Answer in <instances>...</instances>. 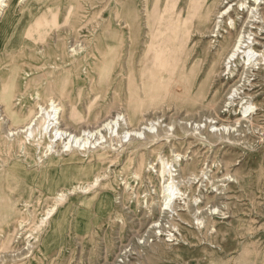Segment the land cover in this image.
Segmentation results:
<instances>
[{
    "label": "rangeland",
    "instance_id": "rangeland-1",
    "mask_svg": "<svg viewBox=\"0 0 264 264\" xmlns=\"http://www.w3.org/2000/svg\"><path fill=\"white\" fill-rule=\"evenodd\" d=\"M32 1L36 10L27 28L48 9ZM47 1L59 6L49 9L59 22L48 34L50 47L41 54L28 46L0 49V194L18 211L0 225V264H264V57L253 62L244 86L243 80L238 83L237 98L229 99L247 55L241 52L228 64L229 72L221 52L239 32L245 33L244 46L254 37L261 43L258 51H264V25L252 29L256 37L242 31L253 0L244 9L237 0L222 6L220 0H205L202 8L192 0ZM229 4L233 10L222 17L216 36L198 31L200 13H208L211 29ZM22 6L14 0L16 15ZM259 8L264 16V5ZM170 10L190 23L176 33L175 43L182 47L170 52L177 70L166 84L147 83L151 27ZM113 36L120 47L108 81L101 84L99 69ZM29 39L41 46L36 33ZM5 85H12L8 96L1 93ZM50 97L64 108L67 130L97 129L120 115L117 127H102L79 151L73 147L53 155L37 137L20 152L23 135L10 139L7 130L40 113L38 105L46 106ZM131 102L143 105L132 128L148 126L141 129L144 138L121 133ZM72 109L76 116L68 118ZM220 125L229 129L215 130ZM95 138L101 147L93 145ZM99 155L100 181L59 203L50 251L45 257L33 253L35 237L41 243L49 228L39 226L40 217L55 202L42 188L51 162L64 164L54 180L62 173L71 177L78 163H97ZM168 193L172 199L165 205Z\"/></svg>",
    "mask_w": 264,
    "mask_h": 264
},
{
    "label": "bare ground",
    "instance_id": "bare-ground-1",
    "mask_svg": "<svg viewBox=\"0 0 264 264\" xmlns=\"http://www.w3.org/2000/svg\"><path fill=\"white\" fill-rule=\"evenodd\" d=\"M257 1L258 0H253L254 5L251 6V8L249 9L246 15V18L243 22L244 27L242 30L243 32L246 31V33H250V35L254 34L255 37L257 36L255 33L256 31L253 32L252 29H262L264 25V16L261 13V10H260L261 8H259L260 5H264V0H259V2ZM13 2L14 0H0V49H6V48L20 49V48L28 46L30 48L33 47L40 54L43 53V51L44 50L46 51V49L49 48L51 45L47 41L48 34H50L51 31L53 30V26L55 24H58L59 22L55 20V17L52 13L50 15H44L45 13L47 14V11L49 10L47 9L45 10V12H43L44 13L43 17L40 16L41 18L36 20V24H34L33 26L31 25L32 27L27 28L26 22L28 21V17L34 12V10H36L35 3H33L32 0H16L18 4L23 3L20 14L16 15L13 11ZM36 2L38 3V1ZM192 2L194 5H197V6L199 5V7L201 6L202 8V6L205 3V0H192ZM229 2H231V0H228L225 3L228 4ZM223 3H224V0H220V6H222ZM237 3H240V6L243 7L242 9H244V7L245 8L250 7V6H244L245 3H248L247 0H237ZM230 5L231 4H229V6L227 5L228 7L218 12V15L215 17L216 21L214 22V25L211 29H210L209 19H207L208 13H205L204 15L203 13H200V16L197 22L198 31L200 30L201 33H204V36H207V34L208 35L211 34L212 37L216 36L219 30L218 28L221 26L220 24L222 22L221 20L222 17L228 15L233 10L232 5L231 6ZM171 10L169 11V14H168L169 16L167 14L166 16L160 15L159 18L156 19L154 26L151 27L152 31H151L149 43L147 45V53L145 56V62L148 63V67L146 68V70L148 71V76L149 74L151 76L150 81L149 80L146 81L147 83H152V82L160 83V81H162L164 82V84H166V81H169L172 78L174 71L177 70L174 63H172V61L175 62V58L171 60L169 58V56H171L170 52L171 51L173 52V50L174 52H177V50L179 51V49L182 47V44L176 45L175 43V38L177 36L176 33L177 34L178 32L179 34L183 33L186 29L189 28L188 26H190V23L187 21V18H183L179 13L175 12V10L173 12H171ZM149 21L150 19L148 18L147 24H149ZM231 22H232V27L234 28L235 21H231ZM33 33L37 34L38 39H39L38 43H41V46L37 43L34 44L30 41L29 34H33ZM213 33H215V35H213ZM244 37H245V33L242 34L241 32H239L236 40L231 44V46H229V48L223 49L225 48L223 47L221 49V52L225 54L223 64L225 65V69H227L229 72H231L232 69H231V65H228V64H231L232 62H234L237 59V57L240 56L239 54L241 52L243 53L246 52V55H247V59L241 63L242 73L240 74L239 80H237L231 87V90L228 96L229 99L237 98V96L235 97L234 94L240 90L241 86L238 83L243 80L242 86H244V81L247 79V73L251 70L254 64L253 62L262 60L264 57V51L263 50L258 51V47L261 46V43L257 41L254 37H252L253 38L252 43L250 42L251 43L250 45L248 43L246 46H244L243 44L244 40H242V38ZM111 42H112V45L103 54L102 61H101V67L99 69L100 70L99 82L101 84L103 83L105 84V82L108 81L111 75V71L113 69L112 65L115 61V54L117 53L120 47V42L118 41L117 36H113ZM241 49H243L244 51H241ZM70 51L76 52L77 50L73 47L70 49ZM174 56H175V53H174ZM259 63L260 61L255 64H259ZM213 69L214 68L212 65L211 70ZM243 75L244 77H242ZM145 78L146 77L144 75V79ZM11 88H12V85H5L1 93L5 96L6 95L8 96L11 93ZM70 89L71 88L67 90L69 91ZM47 91L48 90H44V96H49L47 95L48 93ZM142 91L144 95L148 93V89L146 88V85H144V83L142 86ZM61 92H64V91L61 90ZM238 94H240V92H238ZM242 94L244 95L247 93L242 91ZM37 97H40L39 92H37ZM38 108H40V113L31 117L22 126H16L14 128H10L7 130V137H9L10 139H14L18 137L20 134L23 135L24 139L22 140L19 139V142H18V147L20 148V152H25V147H31V144L35 142V140H37V137H40L42 141L43 140L45 141L44 147L46 148L47 151L50 150L51 153H54L53 155H58L60 152H66V151L68 152L69 150H73L72 149L73 147H78L77 151L85 149V147H87L86 146L87 143H89L88 141L90 138L94 137V135L98 132H99L98 134H100L102 127L105 128L111 125L112 123H115V120L117 121V119L119 118L118 116H120V115H116L115 117H112L110 120L103 123L101 127L98 126L99 128L97 129L91 130L87 128H84V129L81 128L79 131H76L74 129L67 130V128L63 127L64 120H65L64 108L60 106L58 101L56 102V100L53 99L52 97L48 99V103L46 106L38 105ZM127 108H128V114L126 116H127L128 121L125 122L123 119L122 122H124V124L127 123L128 126L124 125L126 127L121 128L122 129L121 133L124 134L125 136H129V138L131 137L139 138L142 136L144 138L145 131H141V129L145 130L148 126L146 128H145L146 125L144 126V128L143 127L132 128L134 121H138L143 116L142 103L141 102H131L128 104ZM243 112L245 113L247 111L244 110ZM67 115H68V118H71V116L72 117L76 116V114L73 113V109L71 111H68ZM113 125H116L117 127L116 123ZM226 129H229L227 125H220L218 127H215V130H226ZM141 134H144V135H141ZM98 139L100 140V138ZM94 143L93 145H96V144H100L101 142L97 141V139L95 138ZM40 146H41L40 143L37 142L36 147L39 148ZM101 146L102 145L100 144L99 147ZM72 159L74 160L76 159V157ZM101 160H102V155H99L97 158V163L95 164L93 163V164H90L89 166H86V165L81 166L82 163H78L76 164L75 167H73L71 177H69L68 174L66 175L65 173H62L59 177H57V179H54V180H53L54 173L59 171L58 167L64 166V164L63 165L59 164V161L54 162V163L51 162V168H49V170H47L46 172L47 178L43 179L42 188L46 190L47 192L52 193L55 196L54 197L55 202L52 205L46 207V209L44 210L43 214L40 217L39 226H45L46 224L48 225L47 227L49 228L45 234V237L41 241V243H40V239L38 238L39 236L35 237V240L33 244L31 245L32 248H34L33 253H38L41 257H45L48 254V252L51 249V245H53V243L50 242V235L53 234V231L56 230V227L58 226L57 224H58L59 218H58V215L55 216V214H56L59 203L65 197H67V195L83 194V191L91 189L96 183L100 181L102 175H104V172L100 171L99 162ZM93 169L95 171H93ZM167 180L168 181L166 183V187L169 188L172 181L169 178ZM164 181L166 182V180ZM58 185H61L62 190H58ZM1 197L2 195L0 194V225L1 223H3L4 225L6 223H10L11 220L17 217L16 216L17 209H15L16 207L15 202H11L10 200L6 201L5 199ZM166 199L168 201L166 203L163 202V204L168 205L172 199L170 193L166 194ZM50 219H52V222H49ZM38 240H39V244H38ZM27 242H25V244ZM64 246H65V243H64ZM1 251H0V254H3L1 253ZM14 252L16 253V251Z\"/></svg>",
    "mask_w": 264,
    "mask_h": 264
},
{
    "label": "crops",
    "instance_id": "crops-1",
    "mask_svg": "<svg viewBox=\"0 0 264 264\" xmlns=\"http://www.w3.org/2000/svg\"><path fill=\"white\" fill-rule=\"evenodd\" d=\"M40 3H39V5L41 6V7H46V8H48V9H52V8H59V6H57L56 4H50V3H48V1L47 0H38ZM73 8V7H72ZM48 12H50V13H56V12H53V11H50V10H48Z\"/></svg>",
    "mask_w": 264,
    "mask_h": 264
}]
</instances>
